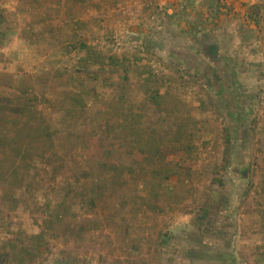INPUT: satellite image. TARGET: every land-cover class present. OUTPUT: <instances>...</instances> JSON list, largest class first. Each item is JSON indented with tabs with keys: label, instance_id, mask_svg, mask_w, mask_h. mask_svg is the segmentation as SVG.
<instances>
[{
	"label": "rangeland",
	"instance_id": "rangeland-1",
	"mask_svg": "<svg viewBox=\"0 0 264 264\" xmlns=\"http://www.w3.org/2000/svg\"><path fill=\"white\" fill-rule=\"evenodd\" d=\"M90 2L0 6V264H264V0Z\"/></svg>",
	"mask_w": 264,
	"mask_h": 264
},
{
	"label": "crops",
	"instance_id": "crops-1",
	"mask_svg": "<svg viewBox=\"0 0 264 264\" xmlns=\"http://www.w3.org/2000/svg\"><path fill=\"white\" fill-rule=\"evenodd\" d=\"M94 0H92V2H90L91 4H93L94 6H98L96 5L95 2H93ZM0 6L1 7H7L8 9L12 10V13L14 14L17 13L18 10H20L21 8H29L32 7L34 9L37 10H41L43 13V16L45 17V27L41 28L39 30V32L35 31V34H39L38 36L36 35H32L30 36L31 39H24L25 44L19 45L20 48L15 50V54L17 55L20 52H25L26 50H30L34 52V54L31 55H26V56H34V57H49L52 54V48L50 46L47 45H40L39 42H48L47 40H49V36L50 35V31L53 30V28L50 27L49 23L52 22V24L54 25H59L61 23L62 20H64L65 16H56L54 15V12H58L60 11V13L63 11L62 9H77L80 7V0H1L0 1ZM59 13V12H58ZM59 13V14H60ZM57 17L56 20L55 19H48L50 17ZM41 18H42V14H41ZM60 21V22H58ZM33 22L28 23V26H33ZM43 24V23H42ZM79 25V22H78ZM51 29V30H50ZM32 32V31H31ZM34 34V33H33ZM2 34H0V40L2 39ZM58 35V34H57ZM13 39H15V41L18 40V38H10L8 37V39H5L6 41L9 42H13ZM4 40V41H5ZM27 42V43H26ZM34 43V44H33ZM13 47V46H12Z\"/></svg>",
	"mask_w": 264,
	"mask_h": 264
},
{
	"label": "trees",
	"instance_id": "trees-1",
	"mask_svg": "<svg viewBox=\"0 0 264 264\" xmlns=\"http://www.w3.org/2000/svg\"><path fill=\"white\" fill-rule=\"evenodd\" d=\"M45 133H46L45 135H46V136H48L49 132H48V128H47V126H46V128H45ZM46 136H45V137H46ZM166 171H168V172H169V169H168V170H166ZM168 172H167L165 175H167V174H168Z\"/></svg>",
	"mask_w": 264,
	"mask_h": 264
}]
</instances>
